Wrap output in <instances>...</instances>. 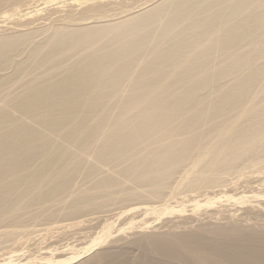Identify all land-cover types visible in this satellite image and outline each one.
<instances>
[{
  "label": "bare ground",
  "instance_id": "6f19581e",
  "mask_svg": "<svg viewBox=\"0 0 264 264\" xmlns=\"http://www.w3.org/2000/svg\"><path fill=\"white\" fill-rule=\"evenodd\" d=\"M0 264H264V0H0Z\"/></svg>",
  "mask_w": 264,
  "mask_h": 264
}]
</instances>
